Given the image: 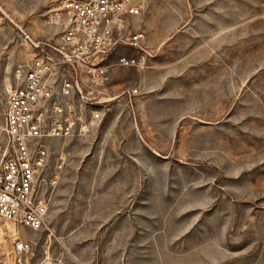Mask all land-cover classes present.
Instances as JSON below:
<instances>
[{
  "label": "rangeland",
  "instance_id": "obj_1",
  "mask_svg": "<svg viewBox=\"0 0 264 264\" xmlns=\"http://www.w3.org/2000/svg\"><path fill=\"white\" fill-rule=\"evenodd\" d=\"M60 1L0 0V123ZM134 25L147 65L89 135L48 140L45 224L0 217V264L20 241L24 264H264V0H145Z\"/></svg>",
  "mask_w": 264,
  "mask_h": 264
},
{
  "label": "built area",
  "instance_id": "obj_2",
  "mask_svg": "<svg viewBox=\"0 0 264 264\" xmlns=\"http://www.w3.org/2000/svg\"><path fill=\"white\" fill-rule=\"evenodd\" d=\"M145 0H61L50 19L60 32L33 41L21 83L8 92L0 123V217L33 229L46 221L48 140L89 135L104 119L113 71L145 67L146 32L135 19ZM29 38V36H28ZM136 55H119L120 48ZM28 241L16 242L14 263L24 264Z\"/></svg>",
  "mask_w": 264,
  "mask_h": 264
},
{
  "label": "crops",
  "instance_id": "obj_3",
  "mask_svg": "<svg viewBox=\"0 0 264 264\" xmlns=\"http://www.w3.org/2000/svg\"><path fill=\"white\" fill-rule=\"evenodd\" d=\"M124 50H127V48L126 49L124 48ZM119 55H121L120 49L115 53L114 58H117ZM119 70H120V68H117L113 71L112 80H111L109 87H108L109 92L112 94L113 93L115 94V92H116L115 87H116L117 83L115 84V80L117 81L119 79V73H120Z\"/></svg>",
  "mask_w": 264,
  "mask_h": 264
},
{
  "label": "bare ground",
  "instance_id": "obj_4",
  "mask_svg": "<svg viewBox=\"0 0 264 264\" xmlns=\"http://www.w3.org/2000/svg\"><path fill=\"white\" fill-rule=\"evenodd\" d=\"M1 224H2V223H1ZM2 227H4V226L2 225ZM8 227H9V226H8ZM9 228H10V227H9ZM0 229H1V228H0ZM11 229H12V231H14V232L17 233V230L14 228V226H12ZM17 229H18V228H17ZM2 230H3V229H2ZM4 231H5V230H4ZM12 231H11V232H12ZM0 233H1V232H0ZM13 234H14V233H13ZM0 237H1V236H0Z\"/></svg>",
  "mask_w": 264,
  "mask_h": 264
}]
</instances>
